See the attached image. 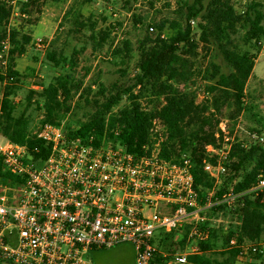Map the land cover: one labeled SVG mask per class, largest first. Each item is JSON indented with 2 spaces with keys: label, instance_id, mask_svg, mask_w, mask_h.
Masks as SVG:
<instances>
[{
  "label": "built area",
  "instance_id": "built-area-1",
  "mask_svg": "<svg viewBox=\"0 0 264 264\" xmlns=\"http://www.w3.org/2000/svg\"><path fill=\"white\" fill-rule=\"evenodd\" d=\"M156 120L140 154L120 145L119 128L93 144V137L68 138L62 124L45 121L33 132L50 145L41 163L31 161L25 145L0 133V262L92 264L88 253L128 243L134 264H187L191 256L210 254L203 246L213 233L240 227L245 197L264 192V167L247 188L218 192L235 160L233 145L247 150L263 144V129L245 140L220 121L200 150L186 153L180 147L164 156L168 131L160 121L159 132ZM198 128L191 126L193 133ZM197 169L210 186L195 185ZM226 249L264 257V239L234 235Z\"/></svg>",
  "mask_w": 264,
  "mask_h": 264
},
{
  "label": "trees",
  "instance_id": "trees-1",
  "mask_svg": "<svg viewBox=\"0 0 264 264\" xmlns=\"http://www.w3.org/2000/svg\"><path fill=\"white\" fill-rule=\"evenodd\" d=\"M47 1L21 0L19 2L20 15H27L29 19L34 14H41ZM90 1L73 0L69 9L64 13L62 22L71 27L70 31L80 32L88 29L93 32V22L85 19L82 12L84 5ZM3 3L4 1L0 2V27L5 25L11 16L12 9L7 8ZM261 7L259 2H253L248 8L247 18L244 19L247 25L244 34L245 43L264 35V8ZM187 12V22L184 28L176 26L175 33L164 37L161 35L164 25L160 24L158 25L160 33L156 37L146 36L139 43V59L136 63L138 73L135 82L124 89L116 88V85H112L109 89L100 85L99 95L104 96L103 101H94L95 110L90 113L86 121L79 122L77 129L72 130L69 127V130H66L64 128L68 138L79 136L89 141L93 137L94 140L91 143L98 144L103 138L110 137V130L118 124L120 133L117 140L120 145L128 152L140 154L142 147L150 141L153 119H159L168 131V138L161 148L162 154L167 156L174 151L178 126L183 123L207 128L212 135L216 125L223 118L224 108L228 110L226 119L231 121L244 112L252 114V109L244 103V97L256 58L248 50H239L233 45L232 39L238 33V25L242 21L241 17L236 15L234 6L226 0H211L207 5L204 4V0H195L191 6L187 7ZM197 18L201 19L199 23L201 43L205 47L215 45L231 68L230 72L224 73L219 65L209 61L204 71L197 72V75L207 82L208 93L207 99L205 98L199 104L188 100L186 96L177 95L172 88L173 83L187 82L194 75L193 70L196 64L192 57L198 54L199 42L192 37L191 23ZM19 34L20 32L16 29L9 31L8 40L11 46L9 68L6 76L0 75V81H7L0 100V133L15 144L25 145L31 161L41 163L49 155L50 145L33 135L31 117L26 115V108L19 112V106L15 100L18 95L14 90L16 86L12 85L13 82L19 81L18 72L12 68L15 57L22 56L32 40L28 34H22L21 39H18ZM5 35L4 33L0 36V42ZM91 37L94 38L92 34ZM107 37V33L101 32L100 46ZM57 40L56 37L51 40L47 59L54 66L63 68L65 72L57 75L53 82L43 88L40 96L48 116L45 121L59 126L69 111L67 101L76 87L72 75L76 64L72 57L65 55L63 48L56 47ZM131 51L130 42L125 40L122 47L113 50V57H119L124 62ZM137 87L139 90L134 92ZM106 91L109 93L106 94ZM149 91L150 94L154 91L164 94V103L153 104L151 110L143 108L140 101ZM124 95L127 96V104L121 106L114 114L108 115L113 107L120 104ZM61 97L65 99L61 100ZM159 97L160 95L158 99ZM150 102L153 103L152 100ZM261 126L264 132V124ZM231 158L235 160L228 165V176L221 184L219 194L230 188L232 181L246 169L248 164L252 167L244 176V183L235 185L234 189L237 191L245 189L256 180L259 171L264 167V143L256 144L247 150L236 143L232 147ZM195 185L210 186L206 175L199 169L195 171ZM239 218L241 219L240 227L224 234V247L234 235H237L239 240L244 237L250 240L264 239V192L245 197ZM216 235L217 233H213V238ZM203 248L211 250L213 239L204 244ZM226 252L223 259L206 254L191 256L187 264H235L240 255L239 251L234 249ZM253 256L254 260L260 259L258 254ZM162 262L158 260V263Z\"/></svg>",
  "mask_w": 264,
  "mask_h": 264
},
{
  "label": "rangeland",
  "instance_id": "rangeland-1",
  "mask_svg": "<svg viewBox=\"0 0 264 264\" xmlns=\"http://www.w3.org/2000/svg\"><path fill=\"white\" fill-rule=\"evenodd\" d=\"M3 1L7 8L11 7L12 9L11 16L4 26L0 27V36L6 34L0 42V75L6 76L9 68V52L11 49L8 40L9 31L11 29L18 30L20 32L18 39H21L22 34H28L32 38L30 44L27 45L26 52L22 56L15 57L14 66L12 67L19 74V81L12 84L16 86L14 90L18 94L15 100L19 106V112L26 108V115L31 117L32 132L48 118L43 108V99L40 96L42 89L53 82L57 75L65 72L63 68L54 66L47 59V51L53 38L58 39L56 47L63 48L65 55L72 57L76 64L72 72L76 87L67 101L69 111L61 121L66 130H69V127L75 130L78 128L79 122L86 121L90 113L95 110L94 101H103L104 96L99 95L100 85L108 89L112 85L124 89L135 82L138 73L136 63L139 59V43L146 36L156 37L160 33L158 28L160 24L164 25L161 34L164 37H169L175 33L176 26L184 28L187 22V7L195 2V0H91L84 5L82 12L85 19L93 22V32L88 29L76 32L70 31L71 27L62 22L63 15L69 9L73 0H48L42 8L41 14H34L29 19L27 15H20L19 2L21 0H0V2ZM11 1H13L12 5L10 4ZM210 1L204 0V4L207 5ZM226 1L234 6L236 15L242 19L238 25V33L232 39L233 45L239 50H248L251 54H254L256 59L252 75L245 88L244 97V103L252 109L253 115L244 112L231 121L226 119L225 116H227L228 110L224 108L221 122L226 125L232 134L235 133L246 140L249 133L258 127L262 128L261 125L264 124V117L262 116L264 113V35L245 43L244 34L247 25H245L244 19L247 18L246 13L253 2H259L262 5L261 8H264V0ZM199 23H201L200 18L191 23L192 37L199 42L198 54L192 57L196 64L193 70L194 75L187 82L173 83L172 85L174 93L179 96H186L188 100L195 104H199L208 97L207 82L197 75L198 71H204L209 61L219 65L224 73L231 70L215 45L205 47L201 43ZM101 32L108 34L102 46L99 45L101 43ZM91 34L94 38L91 37ZM125 40L130 42L132 51L123 62L119 57H113V50L122 47ZM6 84L7 81H0V100ZM138 90L137 87L134 92ZM108 93L106 91V94ZM159 95L160 99H158ZM63 99L65 98L61 97V100ZM164 101V94L155 91L150 94L149 91L144 94L140 102L143 108L151 110L153 104L158 102L162 104ZM126 104L127 96L124 95L120 104L113 107L108 115L114 114L121 106ZM192 125L183 123L178 126V135L174 140V150L176 148L177 151L181 147V152L194 153L195 147L200 150L202 145L212 137L210 132L204 128H198L197 132L193 133ZM221 127L223 128V125ZM115 128H119V125L117 124L110 132ZM155 128L159 132H163L164 126L156 120ZM166 137L167 135L163 133V138ZM197 138L200 139L199 142L195 141ZM212 142L213 145L216 144L214 135ZM251 167L252 165L248 164L246 169L232 181L230 188L235 185H242L244 176L250 171ZM227 176L228 174L222 177V183ZM238 219L241 220L239 216ZM216 233L209 256L223 259L227 254V246L224 247L223 245L224 233ZM259 256V260H254L255 257L252 254L239 255L235 264H262L264 257ZM86 258L92 264H133L135 253L130 244L123 243L110 249L92 251L87 254Z\"/></svg>",
  "mask_w": 264,
  "mask_h": 264
},
{
  "label": "crops",
  "instance_id": "crops-1",
  "mask_svg": "<svg viewBox=\"0 0 264 264\" xmlns=\"http://www.w3.org/2000/svg\"><path fill=\"white\" fill-rule=\"evenodd\" d=\"M134 264V263H133Z\"/></svg>",
  "mask_w": 264,
  "mask_h": 264
}]
</instances>
